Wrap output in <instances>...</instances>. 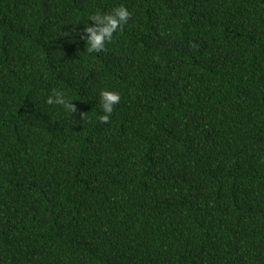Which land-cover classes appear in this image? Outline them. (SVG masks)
Instances as JSON below:
<instances>
[{
	"label": "trees",
	"instance_id": "16d2710c",
	"mask_svg": "<svg viewBox=\"0 0 264 264\" xmlns=\"http://www.w3.org/2000/svg\"><path fill=\"white\" fill-rule=\"evenodd\" d=\"M0 264H264V0H0Z\"/></svg>",
	"mask_w": 264,
	"mask_h": 264
},
{
	"label": "clouds",
	"instance_id": "9594fccd",
	"mask_svg": "<svg viewBox=\"0 0 264 264\" xmlns=\"http://www.w3.org/2000/svg\"><path fill=\"white\" fill-rule=\"evenodd\" d=\"M130 15L128 8L123 5L116 6L107 12L97 11L90 14L88 20L90 19L92 22L88 23L87 20V23L83 24V33L80 34V39L84 41V44H87V51L89 53L103 51L106 44L113 39L114 33L123 29ZM72 101L60 89H53L43 99V102L48 105L62 106L64 112L70 115L76 111ZM99 101L101 112L98 114V119L102 123H107L114 107L121 101L120 93L110 89H102L99 93Z\"/></svg>",
	"mask_w": 264,
	"mask_h": 264
}]
</instances>
